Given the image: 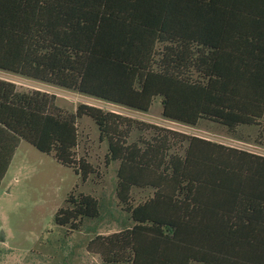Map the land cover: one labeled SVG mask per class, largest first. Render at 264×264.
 <instances>
[{"label":"trees","instance_id":"1","mask_svg":"<svg viewBox=\"0 0 264 264\" xmlns=\"http://www.w3.org/2000/svg\"><path fill=\"white\" fill-rule=\"evenodd\" d=\"M0 70L164 118L235 133L264 127V0H0ZM91 118L119 162L116 196L131 225L91 238L103 264H264V155L137 122L0 79L3 180L21 141L83 182L78 120ZM151 130L132 140L134 128ZM149 191L144 199L137 192ZM55 223L79 230L98 198H68Z\"/></svg>","mask_w":264,"mask_h":264},{"label":"rangeland","instance_id":"2","mask_svg":"<svg viewBox=\"0 0 264 264\" xmlns=\"http://www.w3.org/2000/svg\"><path fill=\"white\" fill-rule=\"evenodd\" d=\"M0 79L13 82L19 91L40 90L54 95L55 106L67 114L74 113L80 104L92 105L137 122L264 155L259 127L241 126L232 133L206 120L196 126L172 121L162 115L161 97L155 98L150 109L144 112L2 70ZM261 122L264 127V119ZM78 130L76 158H86L95 168L86 182L70 167L60 164L53 154L43 153L26 141H21L16 149L0 187V264H103L99 255L87 250L88 241L96 235L111 234L131 225L115 192L119 162L106 164L108 144L99 139V130L91 118H80ZM151 134V130L143 132L135 127L131 137L137 140L149 138ZM79 193L98 198L99 218H85L79 230L57 225V211L69 205L70 195L76 197ZM149 194V191L137 192L138 199Z\"/></svg>","mask_w":264,"mask_h":264},{"label":"crops","instance_id":"3","mask_svg":"<svg viewBox=\"0 0 264 264\" xmlns=\"http://www.w3.org/2000/svg\"><path fill=\"white\" fill-rule=\"evenodd\" d=\"M1 154V151H0ZM0 175H1V165H0ZM0 187H1V179H0Z\"/></svg>","mask_w":264,"mask_h":264}]
</instances>
